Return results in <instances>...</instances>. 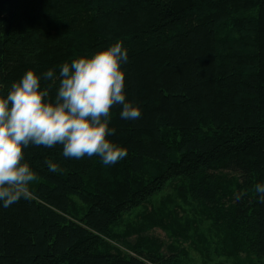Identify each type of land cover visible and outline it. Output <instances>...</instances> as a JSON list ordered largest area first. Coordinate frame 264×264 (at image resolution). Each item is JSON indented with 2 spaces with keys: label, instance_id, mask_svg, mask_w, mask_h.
Wrapping results in <instances>:
<instances>
[{
  "label": "trees",
  "instance_id": "obj_1",
  "mask_svg": "<svg viewBox=\"0 0 264 264\" xmlns=\"http://www.w3.org/2000/svg\"><path fill=\"white\" fill-rule=\"evenodd\" d=\"M116 41L142 113L112 109L127 156L105 166L26 148L39 179L33 199L0 202V264H194L188 242L204 264L264 258V0H0V94ZM167 185L173 207L126 218Z\"/></svg>",
  "mask_w": 264,
  "mask_h": 264
},
{
  "label": "clouds",
  "instance_id": "obj_2",
  "mask_svg": "<svg viewBox=\"0 0 264 264\" xmlns=\"http://www.w3.org/2000/svg\"><path fill=\"white\" fill-rule=\"evenodd\" d=\"M127 62V49L116 41L91 56L63 62L59 76L53 68L42 75L28 69L12 82L6 95L0 94V202L4 208L33 199L31 186L39 177L25 160L30 146L60 145L65 159L95 156L105 166L127 156V149L110 139L116 131L110 126L115 106H121L123 120L142 115L126 96L122 65ZM41 79L51 83L42 87ZM45 164L52 173L62 171L50 159ZM255 192L264 202V183L256 184Z\"/></svg>",
  "mask_w": 264,
  "mask_h": 264
},
{
  "label": "rangeland",
  "instance_id": "obj_3",
  "mask_svg": "<svg viewBox=\"0 0 264 264\" xmlns=\"http://www.w3.org/2000/svg\"><path fill=\"white\" fill-rule=\"evenodd\" d=\"M172 194H173V186H171V185H167L166 188H165L162 192H160L158 195H156L155 197H153V198L151 199V201L146 202V203H144L143 205H141L139 208L135 209V210L132 212V214L130 213V215H127L126 218L130 216V219H131L132 221H135V220L137 219L136 215H137L138 213L144 212L146 209H150V208L152 207L153 204H155V205H159V204H160L161 202H163V201H166V202H167V206H168V204H169L170 208L173 207V206H172L173 204L170 203V202L167 200V199L169 198V196L172 195ZM178 202H179V204L181 205L180 208H182V210H184V209H185L186 211L191 210L190 207H189L187 204L185 205V203H183V202H180V201H178ZM150 233H151L152 235L159 236V237L165 239V240L168 241V242L171 241V240L168 238V235H167L166 231H165L164 229L160 228V227H155V228H153V229L150 231ZM185 245H186L185 247L188 249V252H189V254H190V256H191L192 262H193L194 264H204V257L202 256V254H201L199 251H197L196 248L191 247V245H189V242H188L187 244H185ZM214 245H217V243L214 244ZM214 247H215V246H214ZM212 249H213V248H212ZM213 250H214V249H213ZM254 259H255V260H253V263H254V264H264V258H261V259L259 260V258H256V257H255ZM207 264H213V263H207ZM230 264H231V263H230Z\"/></svg>",
  "mask_w": 264,
  "mask_h": 264
}]
</instances>
